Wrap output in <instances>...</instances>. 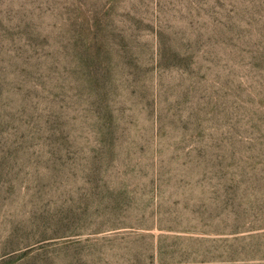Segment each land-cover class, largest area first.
I'll use <instances>...</instances> for the list:
<instances>
[{"label":"rangeland","instance_id":"374dc122","mask_svg":"<svg viewBox=\"0 0 264 264\" xmlns=\"http://www.w3.org/2000/svg\"><path fill=\"white\" fill-rule=\"evenodd\" d=\"M0 264H264V0H0Z\"/></svg>","mask_w":264,"mask_h":264}]
</instances>
